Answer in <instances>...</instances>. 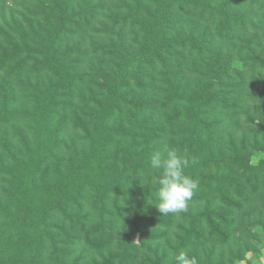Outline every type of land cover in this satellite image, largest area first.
Masks as SVG:
<instances>
[{"label": "trees", "instance_id": "obj_1", "mask_svg": "<svg viewBox=\"0 0 264 264\" xmlns=\"http://www.w3.org/2000/svg\"><path fill=\"white\" fill-rule=\"evenodd\" d=\"M169 148L199 187L162 215ZM262 243L264 0H0V264H264Z\"/></svg>", "mask_w": 264, "mask_h": 264}, {"label": "clouds", "instance_id": "obj_2", "mask_svg": "<svg viewBox=\"0 0 264 264\" xmlns=\"http://www.w3.org/2000/svg\"><path fill=\"white\" fill-rule=\"evenodd\" d=\"M188 163V159L173 148L150 156L151 169L158 173L152 181L158 201L155 205L162 215L185 210L198 190V181L185 174ZM175 260L176 264H197L186 250H181Z\"/></svg>", "mask_w": 264, "mask_h": 264}, {"label": "rangeland", "instance_id": "obj_3", "mask_svg": "<svg viewBox=\"0 0 264 264\" xmlns=\"http://www.w3.org/2000/svg\"><path fill=\"white\" fill-rule=\"evenodd\" d=\"M260 249H261L262 254H263L262 259H263V262H264V243L260 244ZM254 258H255V257H254ZM237 264H239V263H237ZM240 264H241V263H240Z\"/></svg>", "mask_w": 264, "mask_h": 264}]
</instances>
